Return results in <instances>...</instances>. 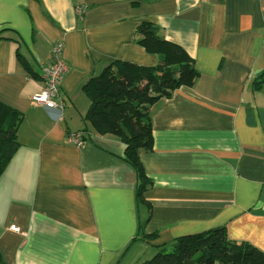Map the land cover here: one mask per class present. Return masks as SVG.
I'll use <instances>...</instances> for the list:
<instances>
[{"label":"crops","instance_id":"crops-1","mask_svg":"<svg viewBox=\"0 0 264 264\" xmlns=\"http://www.w3.org/2000/svg\"><path fill=\"white\" fill-rule=\"evenodd\" d=\"M142 22L199 73L151 107L145 201L125 144L84 120L83 88L111 63L161 61L138 43ZM0 36V101L23 113L0 176V264H140L217 227L264 252V0H0ZM55 42L62 113L32 100Z\"/></svg>","mask_w":264,"mask_h":264},{"label":"trees","instance_id":"trees-1","mask_svg":"<svg viewBox=\"0 0 264 264\" xmlns=\"http://www.w3.org/2000/svg\"><path fill=\"white\" fill-rule=\"evenodd\" d=\"M137 33L138 43L161 61L153 66L117 61L90 78L83 86L90 99L84 120L96 133L114 136L125 144L123 158L136 170L137 196L145 201L151 182L140 155L153 147L151 107L171 97L176 89L193 85L199 73L193 58L180 45L166 40L157 25L142 22ZM22 120V112L0 101V176L20 146ZM157 248L151 259L140 264H264L263 251L250 242L232 240L224 227L179 236Z\"/></svg>","mask_w":264,"mask_h":264},{"label":"built area","instance_id":"built-area-1","mask_svg":"<svg viewBox=\"0 0 264 264\" xmlns=\"http://www.w3.org/2000/svg\"><path fill=\"white\" fill-rule=\"evenodd\" d=\"M83 11L82 6H77L78 14ZM68 66L64 59V45L61 42H55L52 45V60L43 65L42 78L43 85L41 90L32 96V100L48 109H57L62 113L65 107L64 100L61 97V89ZM59 118L61 115L59 114ZM84 131L70 132L67 136L68 142L82 147L85 142Z\"/></svg>","mask_w":264,"mask_h":264}]
</instances>
